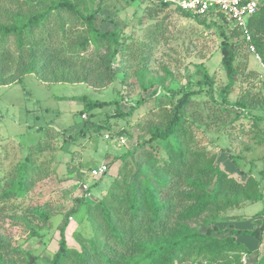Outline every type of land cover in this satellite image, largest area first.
Returning <instances> with one entry per match:
<instances>
[{"label":"trees","instance_id":"1","mask_svg":"<svg viewBox=\"0 0 264 264\" xmlns=\"http://www.w3.org/2000/svg\"><path fill=\"white\" fill-rule=\"evenodd\" d=\"M107 10L103 0H0V87L22 85L26 76H34L47 86L71 84L86 85L95 91L107 89L115 81L113 66L119 64L124 71L123 55L128 49L127 38L120 31L102 28L104 20L98 18ZM163 10L190 17L167 4L154 5L149 13ZM215 18L225 22L221 15L198 22ZM247 31L248 42L234 27L230 34L223 29L218 33L221 65L227 78V84L219 90V102L207 72L201 80L171 90L165 78L149 75L146 67L135 71L141 91L149 92V98L155 99L158 90L163 91L156 111L144 124L147 137L122 159L125 162L134 156L138 168L133 169L125 162L98 201L89 204L85 195L78 200L71 214L84 205L91 236L78 238L79 250L67 247L66 220L50 264H244L243 256L249 252L235 237L259 239V230H235L232 226L222 230L218 225L229 219L225 212L262 202L264 191L252 175L239 182L220 168L215 154L197 141L199 118L193 113L187 115L186 108L195 95L205 91L222 115L231 114L229 108H236L237 119L251 120L255 126L264 120L252 114L256 109L264 112V98L252 83L255 74L245 73L246 64L241 68L237 63L240 50L249 52L252 46L264 64V7L247 20ZM147 35L149 41L142 44L139 52L144 60L149 58L148 48L154 47L163 33L156 27ZM239 78L248 87H241L240 96L231 104L228 94ZM193 86L198 90H192ZM67 100L82 104L80 115L90 116L108 106L85 96ZM144 101L136 103L135 108ZM118 107L116 115L122 118L134 110L124 114ZM220 115L213 113L208 118L221 119ZM87 121L88 118L77 134L69 135L68 139L85 137L89 131L102 128ZM210 123L211 120L205 128ZM42 131L44 138L0 177V226L6 221L7 212L19 207L11 202L24 200L41 179L45 163L41 158L49 148L45 139L50 130ZM258 215L260 212L255 216ZM39 217L47 218L43 214ZM9 221L20 223L13 218ZM31 263L26 252L0 238V264ZM258 264H264V252Z\"/></svg>","mask_w":264,"mask_h":264},{"label":"rangeland","instance_id":"2","mask_svg":"<svg viewBox=\"0 0 264 264\" xmlns=\"http://www.w3.org/2000/svg\"><path fill=\"white\" fill-rule=\"evenodd\" d=\"M103 6L108 10L98 18L104 20L102 28L120 31L127 38L128 46L123 55L124 71L119 64L113 66L115 81L107 89L95 91L86 85L71 84L47 86L34 76H26L22 85L0 87V177L25 158L31 146L44 138L42 129L50 130L45 139L49 148L41 158L45 163L40 181L24 200L11 202L19 207L14 212L9 210L6 221L0 226V238L26 252L33 264H50L66 220L67 247L79 250L78 238H89L91 230L84 205L71 214L78 200L88 194L85 197L89 204L98 201L125 162L133 169L138 168L134 156L125 162L122 159L147 137L144 124L156 111L163 91L159 89L155 99L149 98V92L144 93L139 87L134 76L136 70L146 67L149 75L165 78L166 86L171 90H180L191 81L195 83L207 72L213 80L214 97L218 102L219 90L227 84L221 65L218 33L223 29L230 34L233 27L229 21L215 18L199 23L196 18H183L168 10L149 13L154 5L146 0H103ZM111 20L113 24L109 23ZM156 27L163 36L154 47L148 48L151 52L144 60V56L139 55L141 46L149 41L147 34ZM247 52L244 48L240 50L237 63L241 68L246 64L245 73L255 74L252 83L264 98V75L251 53ZM241 87L248 86L242 85L239 78L228 94L231 104L240 96ZM192 90L198 88L193 86ZM80 96L106 102L108 106L86 115L92 126L102 127L99 131H89L85 137L69 140V135L75 136L86 118L79 114L82 104L67 98ZM142 100L145 101L135 108L134 105ZM117 105L124 114L132 108L134 110L122 118L116 115ZM217 108L205 91L195 95L187 106L186 114L193 113L199 118L197 124L200 127L195 133L197 141L215 154L216 163L229 176L243 182L248 174L252 175L264 191V120L255 126L251 120L237 119L239 110L236 108H229L232 113L228 115H222ZM213 113L217 117L221 114V119L208 118ZM252 114L264 117L260 109ZM210 120V125L205 128ZM120 137L124 138V144ZM103 163L108 167L106 174L90 178L88 171ZM83 184L89 187L87 193L83 192ZM263 209L264 203L258 202L227 211L224 216L229 219L218 228L225 230L235 223L233 228L255 229L252 218ZM40 214L47 217L46 220L39 217ZM236 217L239 219L234 220ZM9 218L20 223H12ZM245 258L244 255L243 262Z\"/></svg>","mask_w":264,"mask_h":264},{"label":"built area","instance_id":"3","mask_svg":"<svg viewBox=\"0 0 264 264\" xmlns=\"http://www.w3.org/2000/svg\"><path fill=\"white\" fill-rule=\"evenodd\" d=\"M151 5L167 4L178 10L189 14L191 18L205 19L208 16L221 15L224 20L232 24V27L239 29L245 40H250L247 31V20L256 14V12L264 7V0H146ZM249 52L257 63L259 70L264 75V64L261 62L259 55L255 52L252 46L249 47ZM84 119L86 115H81ZM120 142L125 143L123 137H120ZM108 167L106 164H101L97 168H92L88 171V176L92 179L99 178L106 174ZM83 192L86 193L88 186L83 184ZM88 196V194H85Z\"/></svg>","mask_w":264,"mask_h":264},{"label":"crops","instance_id":"4","mask_svg":"<svg viewBox=\"0 0 264 264\" xmlns=\"http://www.w3.org/2000/svg\"><path fill=\"white\" fill-rule=\"evenodd\" d=\"M264 203V199L262 201ZM256 215V214H255ZM253 216L252 220L256 224L255 229L257 228L260 233V238L257 239L252 236H246V235H239L235 237V240L241 244H243L247 250L248 254L245 255L246 261L244 264H258L259 256L264 252V209L260 211V215ZM232 228L235 225V223L231 224ZM235 230H247V229H238L233 228ZM255 229H251L248 231H253ZM244 260V259H243Z\"/></svg>","mask_w":264,"mask_h":264}]
</instances>
